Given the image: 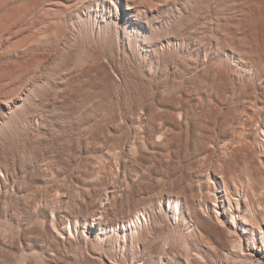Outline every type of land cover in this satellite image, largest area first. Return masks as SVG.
Returning a JSON list of instances; mask_svg holds the SVG:
<instances>
[{"label": "rangeland", "instance_id": "rangeland-1", "mask_svg": "<svg viewBox=\"0 0 264 264\" xmlns=\"http://www.w3.org/2000/svg\"><path fill=\"white\" fill-rule=\"evenodd\" d=\"M263 220L264 0H0V264H260Z\"/></svg>", "mask_w": 264, "mask_h": 264}, {"label": "bare ground", "instance_id": "bare-ground-1", "mask_svg": "<svg viewBox=\"0 0 264 264\" xmlns=\"http://www.w3.org/2000/svg\"><path fill=\"white\" fill-rule=\"evenodd\" d=\"M40 30V29H39ZM247 177V176H246ZM229 180V179H228ZM248 184V183H247ZM226 185V184H225ZM249 186V185H248ZM252 189V188H251ZM256 189V188H255ZM254 191V190H253ZM229 194V193H228ZM246 202V201H245ZM174 203L175 204H173V203H169L168 202V206H169V208H173V211L175 210V209H178V205H177V202L176 201H174ZM174 205V206H173ZM260 215V214H259ZM249 219V218H248ZM140 220L138 217L137 218H134V217H132V218H130L129 220H128V223L127 224H137L136 222H138V221ZM245 221V220H244ZM247 221V220H246ZM255 221V220H254ZM264 221V220H263ZM244 224H246V225H248V221L247 222H243ZM252 223V222H251ZM250 225V224H249ZM253 225H255V224H253ZM122 226L125 228L126 227V224H122ZM253 229V228H252ZM262 243H263V241H262ZM262 246V245H261ZM263 246H264V243H263ZM264 249V248H263ZM254 257V256H253ZM264 257V256H263ZM256 259H258V258H256ZM259 260V259H258ZM260 264H264V258H263V260H261L260 262H259Z\"/></svg>", "mask_w": 264, "mask_h": 264}]
</instances>
